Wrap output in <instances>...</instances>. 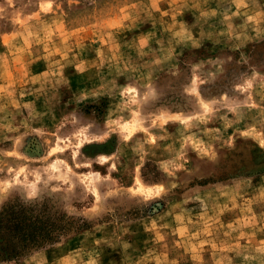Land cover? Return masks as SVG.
I'll use <instances>...</instances> for the list:
<instances>
[{
	"label": "rangeland",
	"instance_id": "1",
	"mask_svg": "<svg viewBox=\"0 0 264 264\" xmlns=\"http://www.w3.org/2000/svg\"><path fill=\"white\" fill-rule=\"evenodd\" d=\"M85 225L0 264H264V0H0V210Z\"/></svg>",
	"mask_w": 264,
	"mask_h": 264
},
{
	"label": "trees",
	"instance_id": "2",
	"mask_svg": "<svg viewBox=\"0 0 264 264\" xmlns=\"http://www.w3.org/2000/svg\"><path fill=\"white\" fill-rule=\"evenodd\" d=\"M85 225L66 215L51 216L45 207L34 210L17 204L0 210V262L15 261L30 252L54 244L69 232L79 233Z\"/></svg>",
	"mask_w": 264,
	"mask_h": 264
}]
</instances>
